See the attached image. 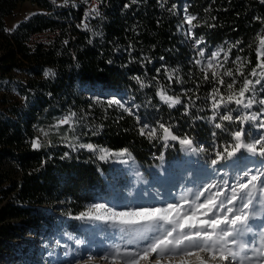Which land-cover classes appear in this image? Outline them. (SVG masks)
Masks as SVG:
<instances>
[{
    "label": "trees",
    "instance_id": "obj_1",
    "mask_svg": "<svg viewBox=\"0 0 264 264\" xmlns=\"http://www.w3.org/2000/svg\"><path fill=\"white\" fill-rule=\"evenodd\" d=\"M25 1L47 14L6 32L4 19ZM92 7L98 8L99 16L89 14ZM181 7L197 16L193 23L200 27L193 31L206 42L201 46L207 56L221 47L227 52L229 45L240 42L217 69L225 81L235 79L239 87L243 77L229 78L223 71L231 68L235 73L236 57L250 61L242 68L245 74L255 67L257 37H264L260 0H81L62 7L48 0H0V84L12 79L16 87V94L0 101V248L9 249L19 233H47L56 216L74 218L109 193L104 179L108 164L98 159L99 153L79 148L80 143L114 152L127 149L143 166L156 164L161 154L182 159L185 150L178 141L165 147L162 140L140 134L148 124L162 135V123L207 149L200 155L210 166L214 150L231 140L215 128L219 117L210 120V93L220 85L212 81L211 71L209 80L204 79L195 63L194 40L178 33ZM212 24L215 27H209ZM48 70L54 75L45 76ZM161 87L179 96L181 104L169 108L163 103L157 95ZM221 92L226 94V88ZM262 97L257 86L256 98ZM114 99L133 115L107 104ZM261 107L229 105L234 117ZM226 111L221 109V114ZM71 113H76L73 121L57 127ZM222 123L230 131L239 128ZM245 128L256 130L251 124ZM36 138L43 145L38 150L32 148Z\"/></svg>",
    "mask_w": 264,
    "mask_h": 264
},
{
    "label": "snow or ice",
    "instance_id": "obj_2",
    "mask_svg": "<svg viewBox=\"0 0 264 264\" xmlns=\"http://www.w3.org/2000/svg\"><path fill=\"white\" fill-rule=\"evenodd\" d=\"M136 0H133L135 3ZM264 3V0H260ZM67 3V0H65ZM128 5H125L127 7ZM176 6L173 5V8ZM185 23L188 25L187 35L195 42V47L200 49L198 57H205L206 51L201 48L205 44L203 37H198L193 29L200 27L197 16L189 14L188 9H184ZM97 16L100 12L97 7L90 8V12ZM213 19H215L213 17ZM259 19V18H257ZM209 27H215L214 24ZM259 45L256 48L257 63L250 71L245 74L242 68L245 61L241 57H236L233 63H237L235 73L231 68L223 71V76L229 78L238 74L243 77L239 87L237 81L230 79L225 81L221 73L217 71L223 68L224 63L229 60L228 52L236 47L240 42L229 45L228 51L224 48H218L208 54L206 68L201 69L204 72V79L209 80L208 72L211 71L212 81L220 85L219 88H213L210 93L212 101L213 116L210 120L215 121L217 117L221 122L215 123V128L220 129L230 135L229 142L220 145L222 150L215 151V158L211 159L210 164L214 173L217 172V165L222 162H233V166H239L245 160L246 153L251 157H259L260 166L245 168L235 177V183L229 184L227 180L217 183L210 180L202 186V189L195 193L194 198L189 201L187 196H181L178 202L167 203L163 206H144L140 204L124 206L117 209L116 206L109 207L106 203H95L90 205L85 211L80 212L74 219L90 222L102 223L108 228L120 233L123 245L114 246L113 250L105 254L101 259L108 261L109 264H139L140 260L149 261V264H161L162 258L175 256L189 257L195 253H206L207 257H201L199 264H209L210 260H219L222 264H245V261L251 262L253 257L248 256L246 252L250 251L253 256H264V233H261L259 244L255 247V241L250 245L242 238L252 231L251 221L258 218L261 212H264V97L257 100V86L259 91L264 92V37L258 36ZM227 43V42H226ZM223 55V62L214 63ZM196 64H201V59H196ZM159 72V70H157ZM167 71V70H166ZM54 75L50 70L45 72V76ZM169 80L172 79V73H168ZM251 76L253 79H248ZM139 80V78H136ZM143 86V85H142ZM221 88H226L227 92L222 93ZM159 99L173 108L181 104L179 96L167 94V90L161 87L157 92ZM109 106L117 105L129 115H133L130 108L126 107L118 99L108 100ZM234 104L236 109H252L254 104L261 105L259 112H251L233 116L235 109L229 108ZM221 109H227L221 114ZM187 111L185 115H187ZM76 113H71L63 117L57 127L69 125L73 121ZM139 123V119L137 120ZM222 122L239 124V128L229 130L224 127ZM253 125L260 135L253 137L250 131H246L245 125ZM162 135H158L155 127L144 124L140 129V134L145 135L149 140L160 139L165 147H169V141H178L181 149L192 153H203L208 151L202 146H196L195 142L185 136L183 138L173 133L171 126L159 124ZM71 130V129H70ZM40 132L47 136L48 132L40 129ZM213 137L216 133L213 132ZM65 140L67 136L63 137ZM215 144V141H213ZM43 145L39 138L32 141L33 149H40ZM75 147V146H74ZM81 149H86L93 153H99L98 159L104 162L128 163L133 160L132 154L123 149L114 152L108 148L98 147L91 143H80ZM67 155V154H66ZM127 157V159H122ZM121 158V159H118ZM163 160L161 154L159 157ZM215 189V191H213ZM203 197V199H201ZM126 237H131L125 239ZM147 240L148 243L143 247H137L134 250H128L127 245L136 243L137 240ZM239 244V251H234L229 245ZM51 255V253H50ZM153 257H155L153 259ZM180 264H188L187 260H181ZM264 264V262H262Z\"/></svg>",
    "mask_w": 264,
    "mask_h": 264
},
{
    "label": "rangeland",
    "instance_id": "obj_3",
    "mask_svg": "<svg viewBox=\"0 0 264 264\" xmlns=\"http://www.w3.org/2000/svg\"><path fill=\"white\" fill-rule=\"evenodd\" d=\"M48 1L56 7H62L81 0H67V3L65 0ZM184 9L185 7L179 8L178 33L188 37ZM46 14L45 10L29 1L21 2L12 14L4 19L5 31L12 33L21 23L31 17ZM195 49L197 52L200 50ZM207 58V55L196 58L201 59V64H197L198 67L206 68ZM221 62H223L221 57L218 61H214V63ZM12 81V79L11 81L6 79L0 84V101L1 97L5 95L16 94V87L11 84ZM259 135L260 132L257 129L252 132L253 137ZM197 146L199 147V145ZM184 153L182 159H159L156 164L151 166H143L135 160H130L126 164L106 162L110 169L104 179L109 193L95 203H106L109 207L116 206L119 210L124 206L136 204L163 206L167 203L178 202L180 197L185 195L191 201L195 193L199 192L202 186L210 180H215L217 183L227 180L229 184H234L235 177L245 168L253 167V165L258 167L261 163L260 158H253L245 153V160L239 166H233V162L230 161L217 165V172L214 173L211 165L204 164L201 153L196 154L190 151ZM122 159H127V157ZM56 219H58L56 224L47 233L40 235L27 232L19 233L20 236L12 239L9 243V249L0 248V264H109L101 257L112 251L114 246L124 244L120 233L102 223H90L62 215L56 216ZM251 227L252 231L242 239L250 245L255 241L254 246L258 248L261 233H264V212L251 221ZM128 238L131 237L125 239ZM147 243V240L139 239L136 243L128 244L127 249L143 248ZM229 246L234 251H239V244ZM246 254L252 256L253 259L251 262L245 261V264H262L264 262V256H253L250 251ZM201 257L206 258L207 254L195 253L189 257L175 256L172 258L165 256L162 258L161 264H180L181 260H187L188 264H199ZM139 264H149V261L140 260ZM209 264H222V262L210 260Z\"/></svg>",
    "mask_w": 264,
    "mask_h": 264
}]
</instances>
